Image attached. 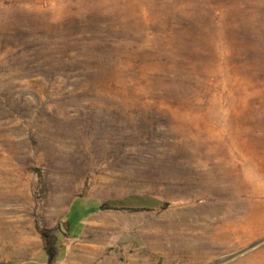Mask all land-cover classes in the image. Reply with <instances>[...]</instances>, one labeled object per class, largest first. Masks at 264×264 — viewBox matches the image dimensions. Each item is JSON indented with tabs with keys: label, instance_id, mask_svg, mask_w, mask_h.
<instances>
[{
	"label": "rangeland",
	"instance_id": "rangeland-1",
	"mask_svg": "<svg viewBox=\"0 0 264 264\" xmlns=\"http://www.w3.org/2000/svg\"><path fill=\"white\" fill-rule=\"evenodd\" d=\"M52 227L51 264H264V0H0V264Z\"/></svg>",
	"mask_w": 264,
	"mask_h": 264
},
{
	"label": "crops",
	"instance_id": "crops-1",
	"mask_svg": "<svg viewBox=\"0 0 264 264\" xmlns=\"http://www.w3.org/2000/svg\"><path fill=\"white\" fill-rule=\"evenodd\" d=\"M70 218L74 225L72 232L81 231L85 228L92 227V209L87 207V205L74 206L71 211Z\"/></svg>",
	"mask_w": 264,
	"mask_h": 264
},
{
	"label": "trees",
	"instance_id": "trees-1",
	"mask_svg": "<svg viewBox=\"0 0 264 264\" xmlns=\"http://www.w3.org/2000/svg\"><path fill=\"white\" fill-rule=\"evenodd\" d=\"M56 230H58L57 227H52V228H44L40 231V236L43 241V250L46 252V256H47V261H46L47 264H51L57 255L58 237L56 234Z\"/></svg>",
	"mask_w": 264,
	"mask_h": 264
},
{
	"label": "bare ground",
	"instance_id": "bare-ground-1",
	"mask_svg": "<svg viewBox=\"0 0 264 264\" xmlns=\"http://www.w3.org/2000/svg\"><path fill=\"white\" fill-rule=\"evenodd\" d=\"M184 247H185V245H184ZM188 248V247H187ZM183 249V248H182Z\"/></svg>",
	"mask_w": 264,
	"mask_h": 264
},
{
	"label": "water",
	"instance_id": "water-1",
	"mask_svg": "<svg viewBox=\"0 0 264 264\" xmlns=\"http://www.w3.org/2000/svg\"><path fill=\"white\" fill-rule=\"evenodd\" d=\"M63 229V228H62Z\"/></svg>",
	"mask_w": 264,
	"mask_h": 264
}]
</instances>
